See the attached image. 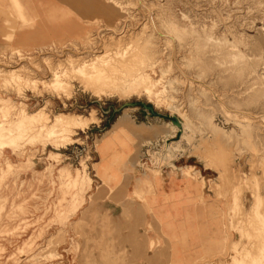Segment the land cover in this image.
<instances>
[{
    "label": "rangeland",
    "instance_id": "obj_1",
    "mask_svg": "<svg viewBox=\"0 0 264 264\" xmlns=\"http://www.w3.org/2000/svg\"><path fill=\"white\" fill-rule=\"evenodd\" d=\"M144 104L183 108L203 138L196 154L182 142L154 167L150 153L166 157L149 127L169 119ZM44 106L95 109L99 123L35 119ZM262 115L264 0H0V264H173L149 202L170 176L200 183V203L207 178L216 207L224 200L222 226L239 239L228 250L227 233L216 264H264ZM127 116L132 126L115 132Z\"/></svg>",
    "mask_w": 264,
    "mask_h": 264
},
{
    "label": "crops",
    "instance_id": "obj_2",
    "mask_svg": "<svg viewBox=\"0 0 264 264\" xmlns=\"http://www.w3.org/2000/svg\"><path fill=\"white\" fill-rule=\"evenodd\" d=\"M204 180L203 203L200 183L180 176L166 177L163 183L157 178L158 193L149 199L161 230L171 240L173 264H189L202 256L216 264L220 261L217 250L224 248L227 233L230 236L226 249L230 250V241L239 239L238 232L223 227L227 223L224 200H219L217 208L214 195L207 192L210 183L207 178ZM245 199L250 203L252 195L246 193Z\"/></svg>",
    "mask_w": 264,
    "mask_h": 264
},
{
    "label": "bare ground",
    "instance_id": "obj_3",
    "mask_svg": "<svg viewBox=\"0 0 264 264\" xmlns=\"http://www.w3.org/2000/svg\"><path fill=\"white\" fill-rule=\"evenodd\" d=\"M177 34V33H176ZM179 34V33H178ZM137 36V35H136ZM151 37V36H150ZM173 37V36H172ZM176 38V37H175ZM179 40V39H178ZM150 41V40H149ZM189 41V40H188ZM187 41V42H188ZM179 43H180V40H179ZM190 43V42H189ZM121 44H122V42H121ZM184 44V43H183ZM188 44V43H187ZM177 44H175V46H176ZM185 45V44H184ZM179 47H180V45H179ZM178 47V48H179ZM233 47H234V45H233ZM127 48V47H126ZM180 49H181V47H180ZM107 50V49H106ZM117 50H118V48H117ZM183 50V49H182ZM111 51V50H110ZM126 51V50H125ZM177 51V50H176ZM180 51V50H179ZM178 51V52H179ZM237 51V50H236ZM107 52V51H106ZM112 52V51H111ZM189 52V51H188ZM116 53H117V51H116ZM115 53V54H116ZM147 53V52H146ZM107 54V53H106ZM114 54V53H113ZM150 54V53H149ZM188 54V53H187ZM244 54V53H243ZM119 55V54H118ZM208 55V54H207ZM258 55V54H257ZM109 56V55H108ZM112 56V55H111ZM114 57V56H113ZM182 57H184V56H182ZM96 58V57H95ZM94 57L93 58H91V60L90 61H92V59H94L93 61H95L96 59H95ZM181 58V57H180ZM141 59V58H140ZM259 59V58H258ZM181 60V59H180ZM260 60V59H259ZM83 60H81V62H82ZM85 62H87L86 60H84ZM84 61H83V63H84ZM96 61H98V58H97V60ZM111 61V60H110ZM177 61V60H176ZM175 61V67L179 70V76H180V73L185 77V78H187V82H188V84H190V82H195V83H198V84H200L201 86H206V82L204 81V80H201V79H198L197 77L195 78V76H193V77H190V75L188 74V73H186L185 72V70H183L182 68H184L185 69V67H184V65H182L183 67H181L179 64H178V62H176ZM191 61V60H190ZM193 61V60H192ZM71 62V61H70ZM75 62V61H74ZM73 62V63H74ZM78 61H76V63H77ZM194 62V61H193ZM197 62V61H196ZM261 62V61H260ZM72 63V64H73ZM75 63V64H76ZM87 63H89V61L87 62ZM192 63V62H191ZM257 63H258V61H257ZM79 64H82V63H80V60H79ZM92 64V63H91ZM182 64V63H181ZM240 64V63H239ZM250 64V63H249ZM263 64V63H262ZM191 65V64H190ZM207 65V64H206ZM247 65V64H246ZM258 65V64H257ZM76 66V65H75ZM74 66V68L76 69V68H78V67H75ZM81 67H83V66H85V64L84 65H80ZM249 66V65H248ZM128 67V66H127ZM255 67V62H254V66L252 67V68H254ZM260 67V66H259ZM73 68V67H72ZM80 68V67H79ZM87 68V67H86ZM89 69V68H88ZM88 69H86L85 71H87ZM96 69V68H95ZM226 69V68H225ZM253 70V69H252ZM251 70V71H252ZM246 71H248V70H246ZM254 71V70H253ZM256 71V70H255ZM76 72V71H75ZM139 72V71H138ZM203 72V71H202ZM246 74V73H245ZM130 75V74H129ZM181 75V76H182ZM131 77H132V75H130ZM192 76V75H191ZM224 76V75H223ZM248 76V75H247ZM244 77V76H243ZM172 79V78H171ZM183 79V78H182ZM181 79V80H182ZM244 79V78H243ZM257 79V78H256ZM140 80H141V78H140ZM83 81V80H82ZM175 81V80H174ZM176 82H177V80H176ZM178 82H180V81H178ZM231 82V81H230ZM255 82V81H254ZM258 82H259V80H258ZM84 83V82H83ZM140 83V82H139ZM172 83V82H171ZM175 83V82H174ZM252 83V82H251ZM121 84V83H120ZM84 85V84H83ZM136 85H138V84H136ZM208 85V84H207ZM258 85V84H257ZM134 86V85H133ZM198 86V85H197ZM211 86V85H210ZM259 86V85H258ZM261 86V85H260ZM63 87V86H62ZM86 87V86H85ZM188 87V86H187ZM207 87H209V86H207ZM252 87H254V85L252 86ZM191 88V87H190ZM245 88V87H244ZM204 89V88H203ZM253 89V88H252ZM259 89V88H258ZM86 90V89H85ZM121 90V89H120ZM119 90V91H120ZM127 90V89H126ZM126 90H123V93H125V91ZM198 90V89H197ZM251 90V89H250ZM261 90V89H260ZM186 91V90H185ZM245 91V90H244ZM262 91V90H261ZM253 92V91H252ZM41 93H42V91H41ZM120 93V92H119ZM184 93V92H183ZM200 93V92H199ZM206 93V92H205ZM245 93V92H244ZM254 93V92H253ZM253 93L251 94V95H253ZM258 93V92H257ZM191 94V93H190ZM189 94V95H190ZM43 95V94H42ZM189 95H188V97H189ZM202 96V95H201ZM205 96V95H204ZM245 96V95H244ZM254 96V95H253ZM214 97H216V96H214ZM228 97V96H227ZM226 97V98H227ZM247 97V96H246ZM256 97V96H255ZM260 97V96H259ZM125 98V97H124ZM192 98V97H191ZM217 99H218V97H216ZM229 98V97H228ZM186 99V98H185ZM189 98H187L186 100H188ZM195 99V98H194ZM205 99V98H204ZM209 99H211V98H209ZM230 99H232V98H230ZM251 99V98H250ZM225 100V99H224ZM223 100V101H224ZM235 100V99H234ZM240 100V99H239ZM253 100V99H252ZM255 100V99H254ZM189 101H191L190 99H189ZM189 101H187L188 103H189ZM221 101V100H220ZM219 101V102H220ZM245 101V100H244ZM248 101V100H247ZM261 101V100H260ZM193 102V101H192ZM209 102V101H208ZM235 102H236V100H235ZM246 102V101H245ZM257 102V101H256ZM197 103V102H196ZM205 103H207V102H205ZM224 103V102H223ZM239 103V102H238ZM185 104V103H184ZM212 104V103H211ZM214 104V103H213ZM229 104V103H228ZM252 104V103H251ZM188 105V104H187ZM201 105V104H200ZM232 105V104H231ZM246 105V104H245ZM205 106V105H204ZM203 106V107H204ZM207 106V105H206ZM251 106V105H250ZM179 106H174L173 108H172V110H174L175 111V113H172V114H175L176 116H177V118L179 119V121H180V123H181V126L180 127H177V125H175L174 123H172L170 120L169 121H165L164 122V124H163V127H160L159 126V128L155 125V126H152V127H149L153 132H154V138H155V140L156 141H158V139H157V136L159 135H161L162 136V139H163V142H164V144L162 145V150L164 149V157H166L165 159H162V155H157V153L156 152H152V153H150V157L153 159V161H151L152 162V165H154V167H158L159 168V166H158V163L160 164L161 163V161L162 160H167V162L169 163V162H171V158H173L174 156H176V155H178V153H177V150L178 151H181V153L182 152H185V150H186V148L182 145V142H187L188 143V151H189V149L191 150V152L192 153H195L196 154V149L198 148V146H200L199 145V141H202L203 140V138L201 137L202 135H201V133L200 134H198L197 133V131L195 130V128H196V125H195V127L193 126V124L190 122V119L188 120L185 116V112L186 111H184V110H182V109H180V108H178ZM184 107V106H183ZM216 107V106H215ZM201 108V107H200ZM243 108V107H242ZM249 108V107H248ZM254 108V107H253ZM209 109V108H208ZM172 110H171V112H172ZM192 110V109H191ZM190 110V111H191ZM203 111V109L201 110V112ZM210 111H212V110H210ZM188 112V111H187ZM195 112V111H194ZM199 112V111H198ZM201 112H199V113H201ZM246 112V111H245ZM244 112V113H245ZM197 114V115H200V114ZM193 114V113H192ZM202 114V113H201ZM206 114V113H205ZM247 114V113H246ZM31 115L35 118V119H38V120H40V121H49L50 122V120L51 121H54V120H57V119H59V118H61V117H63V116H72V115H74V116H72V117H79V119L81 120V123L85 126H87V125H92L93 123H99V117L97 116V110H95V109H92L90 112H89V114L88 115H84V114H76V113H71V112H58V113H56V114H54V115H52V116H50L49 114H48V112H46V106H44V107H42V108H40L39 110H37V111H35V112H31ZM189 115V114H188ZM210 114L208 113V116H209ZM250 115H251V113H250ZM252 115H254V114H252ZM191 116V115H190ZM207 116V115H206ZM207 116V117H208ZM262 116H264V115H262ZM200 117L202 118V116L200 115ZM203 117H204V115H203ZM209 117H211V115L209 116ZM208 117V118H209ZM190 118V117H189ZM197 118H199V117H197ZM244 118V117H243ZM31 119V118H30ZM35 119H34V121H35ZM193 118H191V120H192ZM206 120L205 118H202L201 120ZM198 120V119H197ZM200 120V121H201ZM208 121H209V119H207ZM207 120H206V123H207ZM213 120H214V118H213ZM253 120H254V118H253ZM196 121V120H195ZM199 121V120H198ZM199 121V122H200ZM193 122V121H192ZM198 122V123H199ZM202 122V121H201ZM210 123H211V121H209ZM253 122V121H252ZM196 123V122H195ZM205 123V122H204ZM209 123V124H210ZM213 123H215V122H213ZM200 124V123H199ZM198 125V124H197ZM207 126H209L208 124H206ZM205 125V126H206ZM212 125V124H211ZM251 125V124H250ZM254 125H256V124H254ZM261 125V124H260ZM88 126V127H89ZM130 126H132V123L130 122V118L127 116V117H125V118H121V119H119L116 123H115V126H114V128H113V130H115V132H120L122 129H124V128H126V127H130ZM204 126V127H205ZM239 126V125H238ZM201 126H199V128H200ZM202 127H203V123H202ZM246 127V126H245ZM249 127V126H248ZM247 127V128H248ZM81 128H83V126L81 127ZM148 128V127H147ZM199 128H197V129H199ZM212 128H213V126H212ZM215 128V127H214ZM217 128V127H216ZM253 128V127H252ZM258 128V127H257ZM261 128V127H260ZM202 129V128H201ZM205 129V128H204ZM209 129V128H208ZM219 130L218 131H220V129L221 128H218ZM244 129V128H243ZM249 129V130H248ZM247 130L249 131V133H250V128H248ZM84 130V129H83ZM112 130V131H113ZM176 130H180V132H181V137H180V139L179 140H172V142H169V143H167V141H166V139H168V137H173L174 135H175V132H176ZM206 130V129H205ZM210 130V129H209ZM212 130V129H211ZM254 130H256V129H254ZM253 130V131H254ZM258 130V129H257ZM201 131V130H200ZM207 131V130H206ZM217 131V130H216ZM234 131V130H233ZM260 131V130H259ZM208 132V131H207ZM213 132H214V130H213ZM221 132H222V130H221ZM252 132V131H251ZM114 133V132H113ZM202 133H204V132H202ZM232 133H234V132H232ZM255 133V132H254ZM205 134V133H204ZM203 134V136H205ZM211 134H213V135H215L214 133H212V131H211ZM224 135H225V133H223ZM230 134V133H229ZM253 134V133H252ZM198 135H201V136H198ZM212 135V136H213ZM224 135H223V138H224ZM233 135V134H232ZM248 135V134H247ZM197 136L199 137V138H202V140H200V139H198L197 140ZM221 136V135H220ZM226 136V135H225ZM253 136H254V134H253ZM207 137V136H206ZM216 137V136H215ZM214 137V138H215ZM218 137V136H217ZM228 137V136H227ZM226 137V138H227ZM230 137L231 138H234V137H232L231 135H230ZM249 137H251V136H249ZM161 138V137H160ZM208 138V137H207ZM211 138V137H210ZM206 139V138H205ZM213 139V138H212ZM228 139V138H227ZM236 140H237V137H236ZM155 141V142H156ZM198 141V142H197ZM213 141V140H212ZM197 144H198V146H197ZM176 149V152L173 150V149ZM97 150V149H96ZM200 150V149H199ZM159 151V150H158ZM201 152V151H200ZM188 153V152H187ZM158 160H160V162L158 161ZM174 161V160H173ZM158 162V163H157ZM153 163H155V164H153ZM157 163V164H156ZM155 170H157V169H155ZM155 170H153L154 172H155ZM158 171V170H157ZM156 171V172H157Z\"/></svg>",
    "mask_w": 264,
    "mask_h": 264
},
{
    "label": "water",
    "instance_id": "obj_4",
    "mask_svg": "<svg viewBox=\"0 0 264 264\" xmlns=\"http://www.w3.org/2000/svg\"><path fill=\"white\" fill-rule=\"evenodd\" d=\"M145 108H147L151 113L157 115V116H160V117H163V118H166V119H169L172 123H174L175 125H177L178 127L181 126V123L179 121V119L177 118V116L175 115H166V114H163V113H159V112H155L153 111V108L151 105H145Z\"/></svg>",
    "mask_w": 264,
    "mask_h": 264
}]
</instances>
